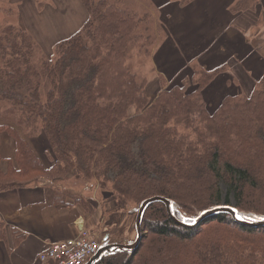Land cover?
Here are the masks:
<instances>
[{
	"label": "trees",
	"instance_id": "trees-1",
	"mask_svg": "<svg viewBox=\"0 0 264 264\" xmlns=\"http://www.w3.org/2000/svg\"><path fill=\"white\" fill-rule=\"evenodd\" d=\"M246 1L233 2L231 12ZM82 3L88 17L55 44V59L36 62L33 34L0 24V127L17 141L15 161L0 170V194L50 179L66 202L68 190L57 184L72 176L109 187L121 208L137 204L134 212L163 196L187 224L218 205L235 207L240 219L264 220V74L251 93L228 95L214 111L203 91L221 69L197 68L152 101L146 80L127 64L131 44L147 47L149 11L129 0ZM194 42L193 49L181 43L188 58ZM96 264H264V226L229 213L180 225L155 202L139 248L105 251Z\"/></svg>",
	"mask_w": 264,
	"mask_h": 264
},
{
	"label": "rangeland",
	"instance_id": "rangeland-1",
	"mask_svg": "<svg viewBox=\"0 0 264 264\" xmlns=\"http://www.w3.org/2000/svg\"><path fill=\"white\" fill-rule=\"evenodd\" d=\"M17 1L19 0H0V24L7 21L33 34L39 45L36 62L38 58L55 59V44L74 34L86 19L82 0H21L20 6ZM129 1L135 2V5H140L150 13L147 26L145 25L143 30L147 47L141 49L139 45L131 44L127 53V64L146 80V92L152 101L165 88L181 83L185 78L190 79L197 68L221 69L203 91L210 110L214 111L228 95L251 93L255 82L257 83L258 78L264 74V0H247L243 11H232L235 14L233 20L240 28L231 24L226 30L223 25L225 20H222V11L219 9L211 10L206 18L191 21L189 11L194 9L195 3L189 9L191 5L181 6L179 0H173L165 10L164 4H161L164 0H155L159 5H155L151 0ZM236 1L213 0L211 6L226 8ZM180 9L182 12L174 15V10ZM208 18L217 19L218 25L215 28L208 26L202 31V26ZM246 27L251 29L248 32H252L253 37L242 41L246 34L243 29ZM232 29L242 34L243 37H239V41L238 32L233 33ZM176 31H180L179 34L188 32V36L180 41L171 40L170 37L175 35L173 32ZM200 31L204 34L195 35ZM193 42L197 43L196 53L193 52L188 58L181 43H188V47L193 49ZM217 42L220 44L216 45ZM186 59L189 61L185 62ZM130 112L134 113L135 109L131 108ZM93 183L94 181L83 183L71 176L70 180L59 184L65 191L68 190V196L75 190L77 197L86 201L96 193L94 197L98 199V203H104L106 210H101V214L90 212L89 207V218L85 220L99 240L111 245L134 242L137 238V212L132 208L138 205L130 203L123 209L114 196L109 199L104 197L103 191H110L109 187L102 188ZM223 188L225 196L226 187ZM72 197L73 194L67 199L71 200ZM105 236H108V241L104 239Z\"/></svg>",
	"mask_w": 264,
	"mask_h": 264
},
{
	"label": "crops",
	"instance_id": "crops-1",
	"mask_svg": "<svg viewBox=\"0 0 264 264\" xmlns=\"http://www.w3.org/2000/svg\"><path fill=\"white\" fill-rule=\"evenodd\" d=\"M171 1L173 0H167L164 3L165 10L171 5ZM212 2L213 0H197L194 9L189 11L191 21H196L197 18H206L211 10L219 9L222 11V20H225V23H223L225 30L231 24L237 25L236 21L233 20L235 14L230 10L233 3L225 8L218 5L212 7ZM185 11L188 12V10ZM180 12H182L181 9L174 10V15ZM87 17L86 13L85 18L87 19ZM84 21L85 19L82 23ZM216 25H218L217 19L208 18L202 26V31L208 26L215 28ZM237 27L240 28L238 25ZM249 30L251 29L247 27L243 29L246 34H244L242 41H248L247 37H253V33L248 32ZM236 31L238 32L239 41V37L243 36L238 30L232 29L233 33ZM179 32H173L175 35L170 37L171 40L180 41L188 36V32L183 31L181 34ZM200 34L204 33L200 31L195 35ZM195 44L197 45V43ZM217 44H220V42H217ZM194 53H196V50ZM3 122L0 118V125ZM16 151L17 141L15 137L7 129L0 127V170L3 172L8 171L11 161H15ZM60 187L64 189L62 185ZM89 191L91 193L90 189ZM103 192L104 197H107V199L114 196L111 191L106 190ZM71 194H73L71 200L67 199L66 202H59L55 182L50 179H41L38 182H31L24 186L12 187L1 193L0 264H39L38 256L45 250L48 243L66 240L77 234L76 224L81 218L84 220L89 218V207L90 212L100 214L101 210H106L104 203L99 204L98 199L95 198L96 193H94L95 197L90 195L91 197L86 201H81L75 190L71 191L68 197ZM105 222L103 221V223ZM89 228L93 230L91 227ZM105 237L104 239L107 240L108 236Z\"/></svg>",
	"mask_w": 264,
	"mask_h": 264
},
{
	"label": "built area",
	"instance_id": "built-area-1",
	"mask_svg": "<svg viewBox=\"0 0 264 264\" xmlns=\"http://www.w3.org/2000/svg\"><path fill=\"white\" fill-rule=\"evenodd\" d=\"M77 234L69 239L48 243L39 254L40 264H87L102 247L96 234L86 226L84 220L76 224Z\"/></svg>",
	"mask_w": 264,
	"mask_h": 264
},
{
	"label": "water",
	"instance_id": "water-1",
	"mask_svg": "<svg viewBox=\"0 0 264 264\" xmlns=\"http://www.w3.org/2000/svg\"><path fill=\"white\" fill-rule=\"evenodd\" d=\"M155 202L165 203L170 215L172 216V218L176 221V223H178L180 225L195 226V225H198L199 223H201L205 218H207L209 216L221 214V213H229L234 217V219H236L237 221H239L242 224L249 225V226H255V227L264 226V220L249 221V220H245V219H240L239 214H238V210L235 207L230 206V205H218L214 208L206 209L199 215V217L195 220V222L193 224H187L186 222H183L176 217V215L172 209L173 208V201L172 200H170L166 197H163V196H153V197L145 199L140 204V206L138 208L137 215H136V230H137L136 240L132 243H129V244H114V245L107 244V245H103V247L100 248L98 253L96 255H94L89 260V262L87 264H96L98 259L101 258V256L105 253V251L117 252V251L124 250V251L132 253L135 250H137L140 246L141 241H142L143 217H144L145 212L148 209V207Z\"/></svg>",
	"mask_w": 264,
	"mask_h": 264
},
{
	"label": "bare ground",
	"instance_id": "bare-ground-1",
	"mask_svg": "<svg viewBox=\"0 0 264 264\" xmlns=\"http://www.w3.org/2000/svg\"><path fill=\"white\" fill-rule=\"evenodd\" d=\"M105 242V241H104ZM101 243H103V241H101Z\"/></svg>",
	"mask_w": 264,
	"mask_h": 264
}]
</instances>
